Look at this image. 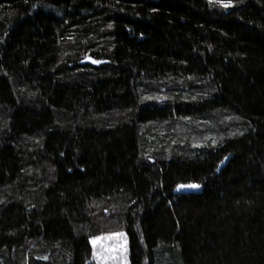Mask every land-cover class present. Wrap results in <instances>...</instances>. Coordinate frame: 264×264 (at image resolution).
Masks as SVG:
<instances>
[{
  "label": "trees",
  "instance_id": "obj_1",
  "mask_svg": "<svg viewBox=\"0 0 264 264\" xmlns=\"http://www.w3.org/2000/svg\"><path fill=\"white\" fill-rule=\"evenodd\" d=\"M109 226L129 264H264V0H0V264Z\"/></svg>",
  "mask_w": 264,
  "mask_h": 264
},
{
  "label": "rangeland",
  "instance_id": "obj_2",
  "mask_svg": "<svg viewBox=\"0 0 264 264\" xmlns=\"http://www.w3.org/2000/svg\"><path fill=\"white\" fill-rule=\"evenodd\" d=\"M93 217H99V214L95 213ZM109 227V229L97 233V236L95 235V237L92 238L90 261L93 264H129L127 240L122 233L121 227ZM93 240L96 241L95 245L92 243ZM94 249L97 252H107L115 258L101 260L98 255H94Z\"/></svg>",
  "mask_w": 264,
  "mask_h": 264
},
{
  "label": "snow or ice",
  "instance_id": "obj_3",
  "mask_svg": "<svg viewBox=\"0 0 264 264\" xmlns=\"http://www.w3.org/2000/svg\"><path fill=\"white\" fill-rule=\"evenodd\" d=\"M183 187H193V188H198L199 185H195V184H193V185H187V186H185V185H179V186H178V188H183ZM120 235H122V234H120ZM92 243L95 245L96 241L93 240ZM94 255H98L99 258H100L101 260H105V259H114V258H115V257H113L112 255H110V254L107 253V252H97L95 249H94Z\"/></svg>",
  "mask_w": 264,
  "mask_h": 264
},
{
  "label": "water",
  "instance_id": "obj_4",
  "mask_svg": "<svg viewBox=\"0 0 264 264\" xmlns=\"http://www.w3.org/2000/svg\"><path fill=\"white\" fill-rule=\"evenodd\" d=\"M226 162V161H225ZM225 162L220 166L222 168L225 165ZM187 186V185H185ZM195 192V188L193 187H183V188H176L174 194H191Z\"/></svg>",
  "mask_w": 264,
  "mask_h": 264
}]
</instances>
